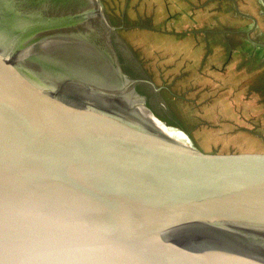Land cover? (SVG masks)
<instances>
[{
	"label": "water",
	"instance_id": "1",
	"mask_svg": "<svg viewBox=\"0 0 264 264\" xmlns=\"http://www.w3.org/2000/svg\"><path fill=\"white\" fill-rule=\"evenodd\" d=\"M34 1L0 0V264H264V146L202 147L126 96L151 80L78 82L24 58L25 40L82 45L66 26L105 16L101 0L18 9Z\"/></svg>",
	"mask_w": 264,
	"mask_h": 264
},
{
	"label": "rangeland",
	"instance_id": "2",
	"mask_svg": "<svg viewBox=\"0 0 264 264\" xmlns=\"http://www.w3.org/2000/svg\"><path fill=\"white\" fill-rule=\"evenodd\" d=\"M70 1L53 7L49 15L55 18L58 13L77 11L79 4L72 6ZM101 1L105 16H87L79 25L66 26L83 35L82 45L69 34L73 42L57 43L48 52H33L35 43L27 39L22 46L24 58L78 82L95 83L103 77L108 85L125 86L135 75L151 80L161 89L140 83L126 96L136 90L150 107L179 124L202 147L242 142L264 146V0H218L221 9L230 14L228 19L222 16L215 22L202 16L186 27L169 24V19L158 15L154 20V8L147 3L140 7L141 0ZM184 35L188 45L180 39ZM171 48L178 53L172 56ZM189 52H195L199 72L192 71L186 60ZM35 66L41 67L39 63ZM218 105L217 117L211 108ZM173 140L191 145V138L182 131Z\"/></svg>",
	"mask_w": 264,
	"mask_h": 264
},
{
	"label": "crops",
	"instance_id": "3",
	"mask_svg": "<svg viewBox=\"0 0 264 264\" xmlns=\"http://www.w3.org/2000/svg\"><path fill=\"white\" fill-rule=\"evenodd\" d=\"M147 1V2H146ZM141 0L140 7L143 8L144 3H147L148 6H150L153 10L151 15H154V20H156V15L159 16L161 19H169V24L175 22L180 24L182 27L191 26L194 23L201 20L202 16H208L211 17V21L218 22L222 16L228 19L229 13H226L221 9V6L218 5V0ZM153 6V7H152ZM240 14V13H239ZM176 38V40L179 38L178 35H172L171 38ZM188 39V36L184 35L180 39H184L182 41L183 44H187L189 41H186L185 38ZM181 42V41H178ZM170 54L174 56L176 53H178V50H175L173 48L170 49ZM195 53V52H194ZM194 53L189 52V62H191L192 65V71L199 72V68H197V62L194 58ZM214 61H212L213 63ZM216 64V63H214ZM213 64V65H214ZM218 75L219 72L217 71ZM185 78V77H184ZM221 107L213 106L211 108V112L214 116H219V109Z\"/></svg>",
	"mask_w": 264,
	"mask_h": 264
},
{
	"label": "bare ground",
	"instance_id": "4",
	"mask_svg": "<svg viewBox=\"0 0 264 264\" xmlns=\"http://www.w3.org/2000/svg\"><path fill=\"white\" fill-rule=\"evenodd\" d=\"M40 0H36V2H30L28 3L26 6L24 7H19L18 9L20 10V12H22V14H26L28 12H34L36 13L39 12L40 10V4H39ZM16 10V8H15ZM22 18L17 19V21H20ZM23 22L18 23V25L22 24ZM65 29V28H64ZM59 43L58 40L55 39H42L39 40L38 42H36L33 46H32V51L36 52V51H45L48 52L51 50L52 46L54 47L55 44ZM31 51V52H32ZM137 111H140L142 113H144L145 116H147V118H149L154 124H156L158 126V128L167 136H169L170 138L172 137L173 139H177V137L181 134V131H178L176 129L170 128V125L165 124L163 121L159 120L158 118H156L146 106H139L138 108H136ZM155 113L157 114V116L162 117L163 119L167 120L165 117H163L162 113H160L159 111H155ZM184 133V132H183Z\"/></svg>",
	"mask_w": 264,
	"mask_h": 264
},
{
	"label": "flooded vegetation",
	"instance_id": "5",
	"mask_svg": "<svg viewBox=\"0 0 264 264\" xmlns=\"http://www.w3.org/2000/svg\"><path fill=\"white\" fill-rule=\"evenodd\" d=\"M118 38H116L117 40H120V41H123L122 38H119L121 36H117ZM125 41V40H124ZM141 69V68H140ZM144 76V75H143ZM137 77H138V74H137ZM132 79H136V75L134 76V78L132 77ZM147 85V84H146ZM148 86V85H147Z\"/></svg>",
	"mask_w": 264,
	"mask_h": 264
}]
</instances>
